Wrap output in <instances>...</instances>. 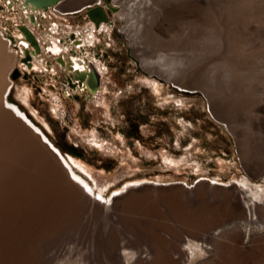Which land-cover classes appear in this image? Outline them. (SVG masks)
Returning <instances> with one entry per match:
<instances>
[{
    "label": "rangeland",
    "instance_id": "obj_1",
    "mask_svg": "<svg viewBox=\"0 0 264 264\" xmlns=\"http://www.w3.org/2000/svg\"><path fill=\"white\" fill-rule=\"evenodd\" d=\"M92 1H63L59 7L70 10ZM129 1L99 3L105 16L100 22L109 26L101 24L94 43L104 52L98 59L104 67L99 73L93 66L96 81L82 90V81H75L71 76L74 73L59 64L58 58L63 59V54L52 57L47 48L53 33L51 25L55 27L58 22L59 29L52 38L68 45L64 58L74 57L77 52L72 41L74 29L85 34L89 26L85 10L62 15L53 7L39 11L25 8L22 0H0V38L7 45L5 52L15 56L9 59L11 66L0 78L3 106L41 136L70 174L62 158L67 160L75 176L87 185L79 184L72 175L70 178L91 196V203L79 202L78 212L73 216L76 227L63 226L65 223L58 227L63 233L58 241L62 244L61 253L75 243L77 234L72 231H78L91 218L94 201L103 208L105 202L117 198L120 189L132 187L116 200L110 225L100 226V230L120 241L123 237L130 241L135 235L140 242L137 245L147 251L128 254L129 249L116 247L109 253L115 263L140 264L139 259L141 264H264V215L256 213L259 206L264 214V143H259L255 130L250 129L252 122L247 124L241 117L230 126L218 120L202 91L181 89L159 76L155 63H148L150 66L146 63L155 61L164 51L182 49L187 43L185 50L172 52H199L193 65L198 66L201 77L206 79L211 74L210 65L218 62L219 43L211 38L213 42L200 50L198 39L188 36L191 23L202 21V17L212 24L208 32L213 35L212 26L221 23L219 32L228 36L232 45L242 39L248 52L264 49V39L257 40L255 35L258 25L264 33V0H152L146 13L126 17L125 5ZM191 8L193 18L186 11ZM258 21L261 23L256 24ZM19 25L29 31L36 47L25 39ZM81 49L88 60L93 47L85 45ZM262 62L249 69L247 82L259 83L253 92L264 88V58ZM34 64L38 67L34 68ZM178 69L182 70V66ZM8 118L0 99V134L1 131L8 134L24 158L33 163L30 170L34 176L48 178L26 143L7 127L11 121ZM91 132L103 141L105 148L91 144ZM246 137L256 143L251 171L245 169L239 152ZM70 158L87 165L91 173L87 174ZM45 181L49 187L53 185L49 179ZM125 189L120 193L124 194ZM15 206L11 203L8 208L17 212L23 209ZM109 210H104L105 214L98 211V216L109 215ZM131 218L137 222L133 223ZM89 225L87 234L93 229ZM53 236L49 238L51 242L57 240ZM98 240L92 250L74 256L105 259ZM189 240L198 246H190ZM124 241L122 245L126 246ZM86 243L84 238L79 244L81 249L82 246L87 249ZM133 246L128 242V248ZM64 258L57 264H67V255Z\"/></svg>",
    "mask_w": 264,
    "mask_h": 264
},
{
    "label": "bare ground",
    "instance_id": "obj_2",
    "mask_svg": "<svg viewBox=\"0 0 264 264\" xmlns=\"http://www.w3.org/2000/svg\"><path fill=\"white\" fill-rule=\"evenodd\" d=\"M63 1L66 0H61L56 5L50 6L48 8L55 7V9L57 11H61L62 14L67 12L73 13V11L81 8L78 7L70 10L61 9L58 5H60ZM69 1L74 2L78 0H68V2ZM151 2L152 0H130L128 2V5H125V16L127 17L132 13H138L141 15L144 14L146 8L151 5ZM152 7L154 8L156 6ZM193 9L191 8L189 10H186L188 17L190 18H193ZM110 10L114 11L115 9L110 8ZM30 19L32 20L31 15ZM201 19L202 21L197 19L193 22L190 20V23H192L190 28L188 29V36L190 38L194 37L198 39V48L200 50L201 47L209 46V44L213 42L211 41V38H215L219 43V45L217 44V46H219V52L218 56L216 57V61L218 62L214 63L213 61L212 63L214 64H209L211 66V74H207L209 76L206 75V79H203L201 77L198 71V66L193 65V60L199 54V52L194 53L192 50L190 54L189 52L187 53V50L186 53L183 54H179V52H172L178 50H185L184 48L187 46V43L182 47V49H172L164 51L163 53L158 54L155 61L151 60V62L146 63H155L158 69L157 72H155L166 80L173 82L179 88L199 89L200 91H202L208 99L210 110L218 120H221L230 126L237 124V120H240L241 117L245 119L247 124L248 122H252L250 124H252L253 126L250 129L255 130L254 133L258 135V141H260L259 143L262 144L264 143V88L261 85V87L263 88L262 90L259 91L257 89V91L259 92H253V87H255L259 83L257 82V84H255V82H247V80L249 79V73L251 71L249 69L251 65L257 66L259 63L260 65H262L261 62L264 58V49H258L254 52H248L244 48L245 42L240 41L242 39L236 40L238 43L232 45V43L228 41V36H223L222 34H220L219 25L221 23L212 26V28H214L213 32L215 31V34L213 35L212 32H208V30L211 29L212 24H209L207 19L204 17H202ZM259 21L256 24L261 23ZM259 27L260 25L257 26L255 35L257 40H263L264 33H261ZM58 29V22L55 23V27L51 25V30L53 31V33L52 35L49 33L50 37L48 38V40H51V44H49L48 48L54 54H58L61 51L59 41H57L55 38H52V36H56L55 34H57ZM235 36L237 37L238 34ZM239 41L243 43L241 46L239 45ZM176 47L179 48L180 44H177ZM231 48L233 50H231ZM5 49L7 50V45L0 38V78L3 74L2 72H7L8 68L11 66L9 59L13 57L15 58L14 54H9V52L6 53ZM148 65L150 66V64ZM178 66H182V70H179ZM52 70H54V66ZM247 71L249 72L247 73ZM218 74L220 75V77L218 76ZM204 75L205 74H203L202 76ZM90 85L92 86L93 82H90ZM0 99L2 107L7 112V115L11 120L7 122V127L16 132L17 139H20L24 143H26L27 148L30 149L33 154L32 157L34 156L36 161L41 162V164H39L42 165L45 175L47 174L48 176V178L45 179L43 177H40L39 175L34 176L35 174L33 175V171L30 170V167H32L33 163L31 164V162L27 161L24 158L22 152L19 150L20 147L17 148V144L11 141V139L8 137V134L1 131L0 264H57L56 261L60 260L61 262V259L64 258V255H67V260L65 261L66 263L68 262L67 264H117L114 262L115 260L113 261L109 255V253H111L110 251L114 250L116 247H120L121 249L126 250L129 249L128 254H131V251H147L146 247H143L142 245H137L140 242L138 241L135 235L131 236L132 238L130 241L126 237H123V239L120 241V239L117 240V238L108 235L106 231L105 233H102V230H100V226L108 227L110 225V222L112 221L111 215L115 211L116 207V200L120 197H123L132 188L128 187L125 189L123 187L117 192V198L111 199L108 203L105 202L103 208H100L99 206L101 203L98 202V204L96 201H94V205L91 209L92 212H90L91 218H87L86 223L84 225H80L78 231H72L74 235L77 234L76 241L75 243L73 242V244L71 245L67 243V245H70L69 250L67 249V252H65L64 254L61 253L62 244H58V241L62 239L63 233L60 232L58 227L60 228V225H63V223H65V225L63 226L75 225L76 227L77 223L75 224L73 216L76 214V212H78V208L80 206L79 202L82 201L84 203H88L91 201V196L84 193V190L81 189L77 184H75L73 180L76 179L77 182L79 181V184H83L84 186L87 184H85V182L81 180L82 178L75 176L72 167L66 162L67 160L65 158H62L64 165H67V169L70 172V174H67L66 169L63 167L61 161L58 160L55 153L47 147L48 145L46 146L45 143L42 142L41 136L37 135L20 118L16 117V113H13L14 111L12 112L11 110L3 106V96L0 97ZM15 110L17 111L16 108ZM247 124L244 125L246 126V128ZM239 128L241 129V127L238 126V129ZM246 135L248 136L247 132ZM89 138V141L92 145H96L99 148H105L103 146V141L96 139L93 132L89 134ZM251 140H248V137L243 138V141L242 143H240L241 145L239 147V152L242 156L243 165L245 169H247V171L253 170L255 165H253L254 161L252 162V159L256 153V150H254V148H256L254 147L256 143H253V139ZM260 148H262V146ZM30 153L28 152V154ZM70 159L75 165L79 166L87 174L91 173V170H89V167H87V165L83 164L81 161L75 160L76 158ZM70 175H72L74 179H71ZM46 179H49V181H51V184L53 183V185L49 187V185L45 181ZM124 189V194L120 193ZM11 203L16 204V206H19L20 208L22 206L23 209H18V212L15 211L17 209H15L14 211H10L9 205ZM107 208L110 209L109 211L111 212L109 215L104 216L105 212L103 211ZM98 211L103 212L104 214L101 213V216H98ZM256 213L259 216L264 215L262 214V209L259 206H256ZM131 220L133 221V223L137 222L133 218H131ZM97 222H99V225L97 224ZM89 224L93 226V229H90L87 234L86 231L88 230L87 227ZM107 227H105V229ZM119 227L122 228V226ZM53 235L57 236V240L55 239L56 241L52 240L54 242H51L50 239H52ZM84 238L88 243V247L85 245L87 248L85 250L83 249V246L82 249L79 246V244ZM96 239H99L98 241L102 245V252L104 254L105 259H101L102 257L99 259H95L96 257L94 256V254V259H90L91 257L86 258L82 256H74L75 253L77 255V253L79 254L81 251L85 252L92 250L95 247V243H97ZM203 239L204 238H202V240ZM64 241H66V239ZM118 241L121 242V245ZM123 241L127 242V245L128 242H130L131 245L135 246L128 248L127 245H122ZM39 243L41 245H44L40 247ZM49 243L50 245L54 243L55 244L53 245V247H51L49 246ZM189 244L190 246H194V248L195 246H198V243L196 244L195 241L191 242L189 240ZM137 260L141 264L140 260Z\"/></svg>",
    "mask_w": 264,
    "mask_h": 264
},
{
    "label": "flooded vegetation",
    "instance_id": "obj_3",
    "mask_svg": "<svg viewBox=\"0 0 264 264\" xmlns=\"http://www.w3.org/2000/svg\"><path fill=\"white\" fill-rule=\"evenodd\" d=\"M66 1H68V0H66ZM103 1H109V0H103ZM98 2L99 1H97V0H94L91 3L87 2L85 4V7H86V5H88L89 7H93L95 5L100 6L99 3H101V0L99 3ZM93 3H96V4H93ZM53 8H55V7H53ZM81 10H85L84 5H82L80 9L75 10L73 12L77 13ZM42 12H44V11H42ZM84 13H85V11H84ZM69 14H70V12H67V13H64L62 15H69ZM29 17H30V15H29ZM86 18H87V16H86ZM87 19L89 21L88 22L89 26L86 28L87 33L84 34L83 33L84 31H81L80 29H74L75 34H74V39L72 41L74 42L73 45L77 49V52L74 55V57L71 56L70 58H64V55L68 54V52L66 54H64L65 53L64 50H67L68 45L63 46V44H61L60 41H59V44L61 46V51L58 53L60 55L63 54V56H62L63 59L58 58V59H61V63H59V64L64 65V67H66V69L71 71L70 73H74L71 76L76 79L75 81H77V82L79 81V83L82 81L81 82L82 90L83 89L86 90L87 87L89 88L90 82L96 81L97 72L93 69V66L96 67V69L99 73L101 71L102 66L104 67V65L100 64L99 60H98V59H100L99 56H101V53H104V52H102L99 49L98 45H96L94 43H95V40L97 38L96 33H97L98 29L100 28L101 24H103V22H101V23H99V22L104 20L105 16H99V20H97L96 25L92 20H90L89 18H87ZM105 25H106V27H109L107 24H103V26H105ZM70 42H71V40H70ZM92 44H94V45H92ZM85 45H88L89 47H93L91 52H89L92 55L89 54L88 60L83 55L85 52L81 51L82 50L81 48ZM70 46H71V44H70ZM63 47H64V49H63ZM47 53L52 57H54L55 55H58V54H54L51 50H49V48H47ZM95 55H96V57H95ZM36 67H38V64H34V68H36ZM87 68H89V70ZM94 75H95V77H94ZM68 80H70V79L68 78ZM90 87H91V85H90Z\"/></svg>",
    "mask_w": 264,
    "mask_h": 264
},
{
    "label": "water",
    "instance_id": "obj_4",
    "mask_svg": "<svg viewBox=\"0 0 264 264\" xmlns=\"http://www.w3.org/2000/svg\"><path fill=\"white\" fill-rule=\"evenodd\" d=\"M60 1L61 0H22V4L25 7L28 6L30 9L45 10L47 7L56 5ZM84 8H85V15L87 16V18L92 20L95 23V25L97 23V20H99V16H104V11H103L102 7H100V6L95 5L93 7H89L88 5H86V7H84ZM18 27H19L20 31L22 32V34L24 35L25 39L32 46L36 47L35 41L31 37L29 31L23 25H19ZM25 54L28 56V54L26 52H25ZM58 62L61 63V59H58ZM26 64L29 65V63H27V62H26ZM94 77H95V75H94Z\"/></svg>",
    "mask_w": 264,
    "mask_h": 264
},
{
    "label": "snow or ice",
    "instance_id": "obj_5",
    "mask_svg": "<svg viewBox=\"0 0 264 264\" xmlns=\"http://www.w3.org/2000/svg\"><path fill=\"white\" fill-rule=\"evenodd\" d=\"M11 107V106H10ZM114 195H115V193H114ZM98 199H99V197H97Z\"/></svg>",
    "mask_w": 264,
    "mask_h": 264
},
{
    "label": "trees",
    "instance_id": "obj_6",
    "mask_svg": "<svg viewBox=\"0 0 264 264\" xmlns=\"http://www.w3.org/2000/svg\"><path fill=\"white\" fill-rule=\"evenodd\" d=\"M70 146V145H69ZM67 149H68V147H67ZM69 150V149H68Z\"/></svg>",
    "mask_w": 264,
    "mask_h": 264
}]
</instances>
